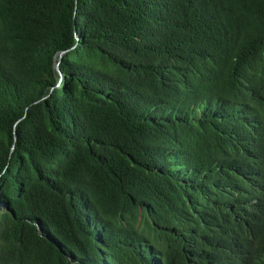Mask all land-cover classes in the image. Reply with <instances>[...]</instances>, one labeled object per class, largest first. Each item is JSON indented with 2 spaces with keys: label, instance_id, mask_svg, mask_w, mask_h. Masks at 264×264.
<instances>
[{
  "label": "trees",
  "instance_id": "obj_1",
  "mask_svg": "<svg viewBox=\"0 0 264 264\" xmlns=\"http://www.w3.org/2000/svg\"><path fill=\"white\" fill-rule=\"evenodd\" d=\"M0 264H264V0H0Z\"/></svg>",
  "mask_w": 264,
  "mask_h": 264
},
{
  "label": "water",
  "instance_id": "obj_2",
  "mask_svg": "<svg viewBox=\"0 0 264 264\" xmlns=\"http://www.w3.org/2000/svg\"><path fill=\"white\" fill-rule=\"evenodd\" d=\"M66 53V51H60L55 59H56V63H55V69L60 73V75H62L61 69H60V62H61V58L63 57V55Z\"/></svg>",
  "mask_w": 264,
  "mask_h": 264
}]
</instances>
